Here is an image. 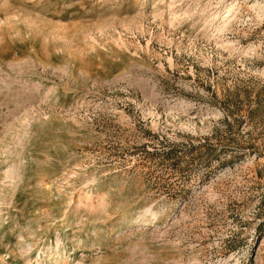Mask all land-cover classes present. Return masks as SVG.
<instances>
[{
    "label": "rangeland",
    "instance_id": "rangeland-1",
    "mask_svg": "<svg viewBox=\"0 0 264 264\" xmlns=\"http://www.w3.org/2000/svg\"><path fill=\"white\" fill-rule=\"evenodd\" d=\"M0 264H264V0H0Z\"/></svg>",
    "mask_w": 264,
    "mask_h": 264
}]
</instances>
